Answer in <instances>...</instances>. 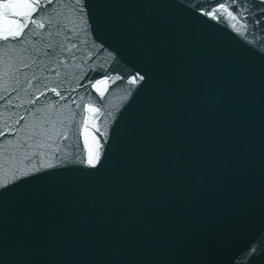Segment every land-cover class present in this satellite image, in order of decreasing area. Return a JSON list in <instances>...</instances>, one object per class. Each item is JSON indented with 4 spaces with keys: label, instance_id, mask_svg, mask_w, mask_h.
I'll return each instance as SVG.
<instances>
[{
    "label": "water",
    "instance_id": "95a60500",
    "mask_svg": "<svg viewBox=\"0 0 264 264\" xmlns=\"http://www.w3.org/2000/svg\"><path fill=\"white\" fill-rule=\"evenodd\" d=\"M31 19L0 39V264H264V0Z\"/></svg>",
    "mask_w": 264,
    "mask_h": 264
},
{
    "label": "snow or ice",
    "instance_id": "6c2138e0",
    "mask_svg": "<svg viewBox=\"0 0 264 264\" xmlns=\"http://www.w3.org/2000/svg\"><path fill=\"white\" fill-rule=\"evenodd\" d=\"M38 6L37 3H34L33 0H0V39L4 41H8L11 39H17L20 37L24 30L28 28L29 23L35 25L39 28H44V24H36L35 20H32V13L36 11ZM213 18H216L217 15L226 16V18L232 22V28L239 31L237 28V18L229 12L227 7L221 5L220 8H217L214 12L210 13ZM51 35V33H49ZM60 33H56V37H59ZM48 51L43 53V56L49 57L51 61L59 60V58L65 53L70 52L71 49L68 48L63 42L57 40L55 45L49 43L45 45ZM60 64H63L62 60H59ZM55 71V69H53ZM56 75H59V72H56ZM136 81L133 80L132 83ZM107 81H101L100 84L95 87L97 90H100L101 85H106ZM57 96L60 95L59 92L56 91V88L51 89ZM43 95V93H42ZM90 111H95V109H89ZM87 130V129H85ZM66 138V137H65ZM97 156L89 151L88 164L95 166Z\"/></svg>",
    "mask_w": 264,
    "mask_h": 264
}]
</instances>
